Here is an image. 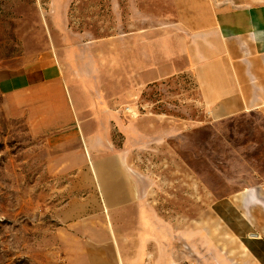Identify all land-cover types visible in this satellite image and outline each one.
Here are the masks:
<instances>
[{"label":"rangeland","instance_id":"374dc122","mask_svg":"<svg viewBox=\"0 0 264 264\" xmlns=\"http://www.w3.org/2000/svg\"><path fill=\"white\" fill-rule=\"evenodd\" d=\"M176 15V0H0V264H68L77 256L84 231L71 223L92 187L70 165L85 157L80 146L90 157L120 153L131 164L171 243L168 264H257L245 247L251 223L234 199L218 196L233 190L217 171L226 159L233 176L235 152L222 142L240 144L237 129L251 128L243 120L238 128L190 127L204 119L184 40L172 36ZM46 63L63 79L47 97L50 108L40 91L11 92L19 73ZM61 100L78 114L69 120L80 141L61 142L70 132Z\"/></svg>","mask_w":264,"mask_h":264},{"label":"crops","instance_id":"0c3cea01","mask_svg":"<svg viewBox=\"0 0 264 264\" xmlns=\"http://www.w3.org/2000/svg\"><path fill=\"white\" fill-rule=\"evenodd\" d=\"M176 4L177 28L172 36L184 40L181 53L196 84L204 119L193 120L190 127L195 128L196 122L213 128L233 122L238 128L240 120L250 125L249 132L237 129L243 137L240 144L225 138L222 142V148L235 152L230 160L233 176L228 177L224 168L226 159L218 160L222 166L217 171L233 190L218 196L234 199L236 210L251 223L254 232L245 247L253 261L264 264V0H176ZM11 83L14 95L29 91L36 96L40 91L50 108L47 97L60 91L63 79L56 64L46 63L24 69ZM60 102L59 116L68 119L70 131L60 135L61 142L80 141V129L69 120L78 114L65 100ZM49 112L53 119L58 116L52 109ZM77 152L85 157L70 165L79 166L92 187L82 196L81 216L71 223L84 231L73 254L78 259H84L81 254L97 255V261L89 264H168L171 243H164L157 230L158 213L145 199L128 160L120 153L90 157L88 146H80ZM72 202L66 203L67 214ZM123 229L128 231L124 236L119 233ZM77 256L68 264H79Z\"/></svg>","mask_w":264,"mask_h":264},{"label":"built area","instance_id":"2783aa9c","mask_svg":"<svg viewBox=\"0 0 264 264\" xmlns=\"http://www.w3.org/2000/svg\"><path fill=\"white\" fill-rule=\"evenodd\" d=\"M63 264H66V263H63ZM186 264H194L193 262H187Z\"/></svg>","mask_w":264,"mask_h":264}]
</instances>
